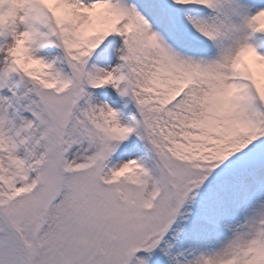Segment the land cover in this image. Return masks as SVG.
Masks as SVG:
<instances>
[{"label": "snow or ice", "instance_id": "snow-or-ice-1", "mask_svg": "<svg viewBox=\"0 0 264 264\" xmlns=\"http://www.w3.org/2000/svg\"><path fill=\"white\" fill-rule=\"evenodd\" d=\"M0 264H264V0H0Z\"/></svg>", "mask_w": 264, "mask_h": 264}]
</instances>
